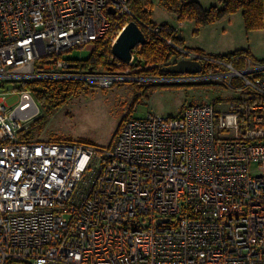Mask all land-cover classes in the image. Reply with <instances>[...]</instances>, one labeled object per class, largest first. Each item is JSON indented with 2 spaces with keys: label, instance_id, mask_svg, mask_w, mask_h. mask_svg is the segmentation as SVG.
Listing matches in <instances>:
<instances>
[{
  "label": "built area",
  "instance_id": "built-area-1",
  "mask_svg": "<svg viewBox=\"0 0 264 264\" xmlns=\"http://www.w3.org/2000/svg\"><path fill=\"white\" fill-rule=\"evenodd\" d=\"M130 1L0 0V264H264V64L167 39L202 69L158 80L215 81L226 101L127 120L108 147L22 136L41 115L25 84L105 90L144 68L142 45L116 71L65 57L102 38L111 48Z\"/></svg>",
  "mask_w": 264,
  "mask_h": 264
},
{
  "label": "rangeland",
  "instance_id": "rangeland-1",
  "mask_svg": "<svg viewBox=\"0 0 264 264\" xmlns=\"http://www.w3.org/2000/svg\"><path fill=\"white\" fill-rule=\"evenodd\" d=\"M143 3L146 10L152 11L151 20L153 22L166 23L169 26L177 24L175 16L161 8L157 0H144ZM207 7L209 6H203V8ZM217 28H221V30L225 28L227 32L224 36L221 35L222 33L220 34L219 41L218 38L211 40L212 37L208 38L205 36L206 34L198 39V36L193 35L191 31L188 36L186 34L187 38L184 35L186 43L182 44L183 47L186 46L191 50L198 43L217 46L230 41L233 43L227 49L234 45V49L249 50L248 52L256 63L264 64L262 63L264 61V29L246 34L240 15L232 19L229 29L226 27V23ZM183 30L187 31V28L184 26ZM178 37L182 39L180 33H178ZM193 49V53L198 55L211 56L205 53L199 54L200 52ZM89 55L90 51L82 48L71 50L65 54V57L80 62L87 59ZM174 61L175 59L172 58L169 62ZM135 71L130 74L132 76H128V81H120L110 89H82L76 97L55 110L53 114L44 116L45 125L41 132L32 122L29 130L25 131L22 136L27 138L29 132L34 136L33 139L45 142H80L96 147H108L125 119H143L148 115L177 117L185 105L217 103L219 100L226 101L229 97L228 90L215 81L177 84L176 86H155L158 83L166 84L168 82L134 75ZM16 86H18L17 83L14 85L12 82H5V88L11 92ZM17 100V94L7 96L9 105L16 103ZM40 116H42V111ZM259 171L258 169L252 170L253 173Z\"/></svg>",
  "mask_w": 264,
  "mask_h": 264
},
{
  "label": "trees",
  "instance_id": "trees-1",
  "mask_svg": "<svg viewBox=\"0 0 264 264\" xmlns=\"http://www.w3.org/2000/svg\"><path fill=\"white\" fill-rule=\"evenodd\" d=\"M143 1L144 0H131L129 2V9L132 17L127 19V22H136L142 32L145 26H153L155 24L151 20L152 11H148L144 8ZM218 1L219 6H211L209 8H203L198 2L192 0H158V3L164 10L175 15L178 21H192L197 27L212 25L223 18L240 11L246 32L264 29V0ZM159 26V34L151 35L147 38L145 44L141 46L139 52L144 61V68L135 71V73H133L134 75H139L144 78L162 79L169 76V74L162 71V67L165 66V64H168L172 58L180 57V52L175 48L166 45L165 40L169 39L175 46L183 49L184 47L181 38L176 36V32L170 26L166 24ZM201 53L202 52L199 54ZM216 57L229 62L236 59L237 61H233L235 68H242L246 58L256 62L246 50H236L225 55H217ZM262 63H264V61H262ZM80 64L87 69H99L103 67L110 70H118L125 67V64L119 62L113 57L107 38H102L96 41L95 48L90 53L89 57L80 61ZM169 85L176 86L177 84L158 83L155 86ZM24 88H28L32 91L36 103L42 111V116L33 122V125H37L41 132L45 125L44 116L53 114L55 110L64 106L71 99L76 97L80 93L82 86L81 84L74 82L33 81L25 84ZM125 121H127V119H125L123 123ZM119 130L115 134V137ZM115 137L113 139H115ZM27 138L33 139L34 136L28 132Z\"/></svg>",
  "mask_w": 264,
  "mask_h": 264
},
{
  "label": "crops",
  "instance_id": "crops-1",
  "mask_svg": "<svg viewBox=\"0 0 264 264\" xmlns=\"http://www.w3.org/2000/svg\"><path fill=\"white\" fill-rule=\"evenodd\" d=\"M192 1L198 2L202 7L203 6H209V7H211V6H219V1L218 0H192ZM209 7H207V8H209ZM148 11H150V10L148 9ZM237 15H240V17L243 19L241 12L238 11L237 13L232 14V15H229V16L223 18L222 20H220V21H218V22H216V23H214L212 25L204 26V27H197L192 21H183V22H180V21L177 20V17L174 15L175 16V19L177 20V24L174 25V26H171L170 25V27L176 32V36L177 37H178V33L181 34V37H182L181 40H182V44L183 45L186 43L185 42V36H186V34L188 36L191 31H192V34L193 35L198 36V39H200L203 34L204 35L206 34L205 35L206 37L207 36H208V38L212 37L211 40H215V39L218 38L217 40L219 41L220 34L222 33L221 35L224 36V34H227V32H226V29L225 28H222V30H221V28L219 29L217 27H220L223 23H226V27L229 29L230 26H231L232 19H235V17ZM179 23H182V26L180 28H178ZM155 24H158V23H155ZM158 25H162V24H158ZM184 26H185V28H187V31H184L183 30ZM251 32L252 31L245 32V33L248 34V33H251ZM187 36H186V38H187ZM232 43H230V41H227L226 43H224L222 45H217V46H213V45H209L208 46V45H205V44H202V43H198L193 48H195L196 51H200V52L205 53V54H210L211 56L225 55V54H228V53H231V52H234V51L237 50V49H234L235 48L234 45L230 49H227L228 46L230 44H232ZM185 47L183 48V49H185V51L194 52L193 51L194 49L192 47H189V48H192L191 50H189V49H187V47L186 48ZM247 51H249V50H247ZM174 59H175V61H178V60H180V57H178V59L177 58H174ZM170 63H172V62H169L168 64H170ZM168 64H166V65H168Z\"/></svg>",
  "mask_w": 264,
  "mask_h": 264
},
{
  "label": "water",
  "instance_id": "water-1",
  "mask_svg": "<svg viewBox=\"0 0 264 264\" xmlns=\"http://www.w3.org/2000/svg\"><path fill=\"white\" fill-rule=\"evenodd\" d=\"M145 35L136 22L130 21L119 35L113 46L111 53L113 57L123 64H128L131 60L132 51L138 45H144ZM201 65L197 61L180 59L162 67V71L169 75H187L201 72Z\"/></svg>",
  "mask_w": 264,
  "mask_h": 264
}]
</instances>
